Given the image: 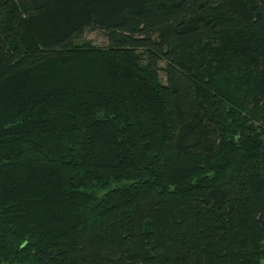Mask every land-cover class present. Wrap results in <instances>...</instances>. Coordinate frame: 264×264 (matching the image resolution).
Here are the masks:
<instances>
[{
    "label": "trees",
    "instance_id": "16d2710c",
    "mask_svg": "<svg viewBox=\"0 0 264 264\" xmlns=\"http://www.w3.org/2000/svg\"><path fill=\"white\" fill-rule=\"evenodd\" d=\"M263 254L264 0H0V264Z\"/></svg>",
    "mask_w": 264,
    "mask_h": 264
},
{
    "label": "rangeland",
    "instance_id": "374dc122",
    "mask_svg": "<svg viewBox=\"0 0 264 264\" xmlns=\"http://www.w3.org/2000/svg\"><path fill=\"white\" fill-rule=\"evenodd\" d=\"M85 37L98 44H103L105 42V36L99 29L86 30ZM261 263L264 264V254L261 257Z\"/></svg>",
    "mask_w": 264,
    "mask_h": 264
}]
</instances>
